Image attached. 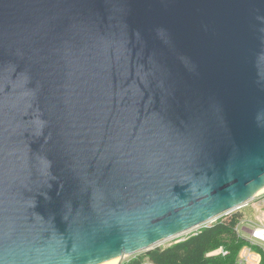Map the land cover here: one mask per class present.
Masks as SVG:
<instances>
[{
  "label": "water",
  "instance_id": "obj_1",
  "mask_svg": "<svg viewBox=\"0 0 264 264\" xmlns=\"http://www.w3.org/2000/svg\"><path fill=\"white\" fill-rule=\"evenodd\" d=\"M264 189V0H0V264H104Z\"/></svg>",
  "mask_w": 264,
  "mask_h": 264
},
{
  "label": "trees",
  "instance_id": "obj_2",
  "mask_svg": "<svg viewBox=\"0 0 264 264\" xmlns=\"http://www.w3.org/2000/svg\"><path fill=\"white\" fill-rule=\"evenodd\" d=\"M242 213L223 216L208 227L168 247L156 246L122 264H235L240 250L249 244L236 230ZM223 248L227 254L212 252Z\"/></svg>",
  "mask_w": 264,
  "mask_h": 264
},
{
  "label": "rangeland",
  "instance_id": "obj_3",
  "mask_svg": "<svg viewBox=\"0 0 264 264\" xmlns=\"http://www.w3.org/2000/svg\"><path fill=\"white\" fill-rule=\"evenodd\" d=\"M234 212L235 213L239 212L243 214V218L240 223V228H241L240 234L249 238L252 228L264 227V191H261L258 194H256V196L253 199L249 200L246 204H244L240 208H237ZM223 216L224 214L219 216L218 219ZM211 223L213 222L209 221L179 236L165 240L161 242L158 246H162V247L171 246L174 243L181 241L188 235L208 227L209 225H211ZM256 248L260 252L264 253L259 247H256ZM142 252H145V251H142ZM142 252L136 253L134 255H127L125 258V261ZM146 264H151V263L148 260H146Z\"/></svg>",
  "mask_w": 264,
  "mask_h": 264
},
{
  "label": "built area",
  "instance_id": "obj_4",
  "mask_svg": "<svg viewBox=\"0 0 264 264\" xmlns=\"http://www.w3.org/2000/svg\"><path fill=\"white\" fill-rule=\"evenodd\" d=\"M234 211L235 210H232L224 215L227 216V215L233 214L235 213ZM217 219L213 220L212 222L214 223L215 221H217ZM240 223L238 224L236 228L239 234L241 230ZM262 228L264 227L252 228L249 238L240 234L241 236L248 239L249 244L244 246L240 250L235 264H264V253L260 252L256 248V247H259L264 252V229ZM218 253L227 254V252L224 251L223 248H220L212 252V254H218Z\"/></svg>",
  "mask_w": 264,
  "mask_h": 264
},
{
  "label": "bare ground",
  "instance_id": "obj_5",
  "mask_svg": "<svg viewBox=\"0 0 264 264\" xmlns=\"http://www.w3.org/2000/svg\"><path fill=\"white\" fill-rule=\"evenodd\" d=\"M262 191H264V189H263ZM260 192H261V191H260ZM262 229H264V228H262ZM118 262H119V259H113V260L108 261V262H106V263H104V264H118Z\"/></svg>",
  "mask_w": 264,
  "mask_h": 264
}]
</instances>
